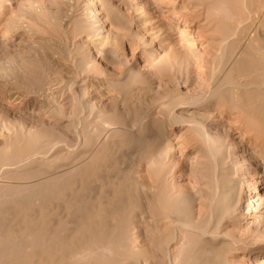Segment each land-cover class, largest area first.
Wrapping results in <instances>:
<instances>
[{
	"label": "rangeland",
	"instance_id": "obj_1",
	"mask_svg": "<svg viewBox=\"0 0 264 264\" xmlns=\"http://www.w3.org/2000/svg\"><path fill=\"white\" fill-rule=\"evenodd\" d=\"M89 1L0 0V151L7 147L13 164L16 163L0 168V192L24 187H19L20 192L13 190L11 195L0 196V233L13 232L23 240L14 245L18 244L16 249L11 251L9 247L0 256V264H22L27 259L30 264H42V254L49 255L50 264H57L53 246L59 244L64 248L72 239L69 232L76 226L81 229L80 234L87 232L85 214L92 202L82 198L83 193L74 195L75 173L68 175L66 170H60L57 174L62 179L57 180V188L47 199L41 196V186L36 185L45 179L43 173L47 170L57 172L58 167L69 164L74 150L83 154V149H88L85 144L95 128L92 123L100 116H111L127 131L109 139L103 147L106 157L92 165L89 175L99 178L95 186H103L102 195L111 193V215L120 218L122 225L126 221L138 229V247L146 255L130 264H152L155 179L150 163L154 150L149 143L150 121L144 119L145 109L153 107L154 115L165 121L167 110H162V105L168 99L161 96L164 91L199 95L214 88L210 73L217 64L222 35L230 24H234L231 41L238 40L247 26L264 41V29L255 20L260 13L253 0L246 5L242 0H223L222 5L217 0L223 9L231 10L229 21L225 13L219 12L218 16L210 10V4L216 0H126L131 9L125 6V0H108L102 12L106 13L110 5L115 8L112 16L117 23L113 27L103 24V16H92L94 8ZM175 15L181 19H173ZM182 20L191 26L184 28ZM84 24L90 27L83 30ZM103 43L114 56L112 59L99 56ZM184 51L192 53L187 68L179 65L178 52ZM142 87L150 89L152 99L147 96L138 104L133 95ZM53 111L61 116H55ZM176 112L186 118L191 112L206 115L208 133L218 143L226 144L219 157L218 177L228 187L232 181L243 184L236 218L222 217L217 231L219 245L230 248L228 264H264L258 256L264 253V120L240 106L230 111L212 108L207 112ZM85 116L92 126L83 122ZM166 129L167 147L172 149V160L178 162L170 181L176 190L195 198L193 214L198 222L208 215L210 194L203 185L213 182L211 158L201 140L187 128ZM256 137L261 140L256 142ZM93 148L91 145L89 150ZM19 158L22 160L18 161ZM131 170L135 180L127 176ZM129 180H141L145 188ZM102 181L109 182V186ZM138 202L140 207L134 208ZM86 203L88 207L79 210ZM118 206L129 208L120 211ZM62 215V232L56 233L57 219ZM180 242L173 245L175 251Z\"/></svg>",
	"mask_w": 264,
	"mask_h": 264
},
{
	"label": "bare ground",
	"instance_id": "obj_2",
	"mask_svg": "<svg viewBox=\"0 0 264 264\" xmlns=\"http://www.w3.org/2000/svg\"><path fill=\"white\" fill-rule=\"evenodd\" d=\"M216 1L210 4L213 7L210 10L215 11L217 13L216 15L219 14L218 16H220L221 13H223V15L225 13L224 16L226 17V19L228 21L231 20L232 19V14L230 13L231 10L229 11L228 9L222 8L221 5L223 4L222 2L223 0H221L222 2L220 3L221 5H219L218 3V1L220 2V0L217 1L218 4L216 3ZM248 1L250 3L252 2V0H242V3L246 5ZM253 1L255 2L254 6L257 8L255 10H257V12L260 13L259 14L260 17L259 15L258 17L255 16V20H257L259 26L264 29V0H253ZM107 2L108 0H90L89 3L91 7L94 8L91 14L92 16H103L104 19L103 24H108V26L113 27L117 23L116 22L117 20L115 21V19L112 16L113 13L116 12L114 11L115 8H112V6L110 5L106 13L102 12L104 10V5ZM124 4L128 9H131V6L128 3V1L125 0ZM192 8L194 9L195 6H193ZM194 17L193 19L192 18L191 19L194 20ZM173 19L179 21L181 18L175 15ZM182 22H184L183 23L184 28H189L191 26L189 22H186L184 20H182ZM86 24L83 25V30H86L88 29V27H90L87 26L88 24L87 25ZM233 25L230 24V26H228L224 31L222 35L223 39H221L222 42L220 43L218 49L219 52L216 58L217 64H215L216 66L212 70L210 69L211 70L210 82L215 83L214 88L209 89L205 93H201L199 95L187 94L184 92L171 93L164 91L161 96L163 98L168 99L167 102L165 101L166 104L162 105V110L164 109L167 110V116L165 121L158 119V117L154 115V112L152 111L153 107L145 109L146 112L144 113V119L150 121V124L147 125L148 126L147 131L149 132L150 135L149 143L154 150V154L152 155V159L150 163L151 166L153 167L152 174L155 179V187L151 186L153 188V199H154V200L152 199L153 200L152 208L154 210L153 211L154 214L153 216H151L153 217V221H152L153 226H151L152 239H153L152 251H151L152 254L150 255V260L152 264H228L227 257L230 253V248L227 245H219L220 241L217 237V231L219 229L220 220L222 219V217L226 216V217H231L232 219L236 218L237 210L241 202V192H242L243 184L237 181H232V185L228 187L226 186V183L223 185V183L221 182L222 178L218 177L219 169H220L219 157L223 155L226 149V144L218 143L217 139H215V137H212L208 133L206 127V115L200 112H191L190 117L186 118L178 115L176 110L196 109L197 111L199 110L201 112L202 111L207 112L212 108H218V110L230 111L240 106L245 108L246 110H250L258 117L264 120V41L259 39L256 33L252 34V30L250 29L251 26H247V28L242 30L241 36L240 38L238 37L239 38L238 40L231 41L232 39L229 38L232 37L233 31L231 29ZM234 28L236 29L239 28L238 25H236V22ZM237 31L238 30H236V32ZM184 32L186 33V31ZM102 46H103L102 47L103 51L100 53L99 56L106 59H112L114 57L112 53L108 51L107 48H104V43ZM178 53H179L178 55L181 56L179 59L180 67L189 66V63L191 62L190 55L192 53L190 55L188 52L185 51ZM134 73H136V71ZM139 73L140 72H138L137 75L141 76V74ZM215 78H219V80L215 81ZM144 79L147 83L146 76H144ZM139 89L140 90H138L136 93H134L136 90L133 92L135 94L133 95L135 103L138 104L141 103L142 102L141 99H145L147 96H149L150 98L152 97V93L148 87H142ZM150 105H152V103ZM81 109L82 108H80V111ZM93 112L94 111L91 110L90 114H93ZM53 114L55 116H61L60 112H55ZM88 118L86 117L83 120V122L91 126L92 124H94L95 128L91 130V133L88 136L89 137L88 142H86L87 144L85 143L84 144L88 145L89 147L93 145L94 148L92 150H89V147L88 149L84 148L83 150L85 151L83 154H80L79 150H76L78 152L74 150L72 155L70 156L71 161L69 164H65L58 167L57 172H52L47 170L46 172L43 173L46 181L45 179H43L44 182L41 181V183L36 185L42 187V188L41 187L38 188L39 190L42 189V194L39 190L38 191L43 198L46 199L50 198L51 192H53L52 190H55L57 188L56 187L58 185L57 180H59V178L61 177L58 176L57 173L60 170L61 171L66 170L65 174L68 175L73 173L76 174L75 178H73V183L75 185L74 195L83 193L82 198H87L88 201L92 202L91 207H89L87 213L85 212L86 213L85 218L88 219L86 224L87 225L86 228H88L86 230L87 232L85 234H80V230H81L80 228L77 229V226L74 229L72 228L71 232H69V234L71 233L72 239L66 243L64 248L60 247L59 244H55L53 246V255L55 256L54 263L130 264L132 263V261L135 260L137 261L139 256L141 257L146 255V254L143 255L145 251L142 250L140 247H138V239H139L137 236L138 229L133 224L126 221L124 225H122V221L119 220L120 218H116L115 217L116 215L114 216L111 215L110 207H109L110 199L108 198V196H112L110 195L111 193H109V195L108 193L107 194L104 193L102 195L103 186H98V185L97 187L95 186L96 179L98 180L99 178L94 175H89L91 174L90 172L92 170V165L98 162L101 158L103 159V157H106V155L103 153L105 150V149L103 150V147L107 145L109 139L113 136H116L117 134H120L121 131L126 132L127 130L120 125L119 121L116 120L117 122H115L113 121V119H110L111 116L110 118L108 117L105 118L104 116L97 117L95 118V122L92 124L91 122H89L90 119ZM166 126H170V127L181 126L187 128L189 132H192L196 137H198L201 140V142L204 144L207 150V154H209L211 158L212 169H213V182L212 184L206 183L205 185H203L206 187V190L210 194V204L208 203L209 204L208 215L206 216L205 219L199 220L198 222L194 221V214H193L195 198L185 193L183 190L182 191L176 190L171 182L173 181L174 178V171L177 170L176 168L178 166L177 164L178 162L175 163L176 161L174 162L172 160L171 157L172 149L167 147L169 141L167 138ZM15 137L16 139L19 138L17 135ZM225 139L227 140V137H225ZM258 140H261V137H256V142ZM12 148L14 147L12 146ZM25 150L26 149H24V151ZM24 151L21 152L24 154L26 152ZM86 151H88V153ZM20 159L21 158H19L18 161H20ZM18 161L17 163H19ZM103 161H105V158ZM13 163L14 160L11 158V154L8 153V148L6 147V149L1 150L0 168L3 169L4 167L16 164ZM131 172L132 170L129 171L128 173L126 172L127 176H130L129 177L130 179L132 178L133 180H135V177L132 176ZM80 174H82V177L78 176ZM119 175L121 176L120 173ZM255 178L257 177H254V179ZM60 180L58 182H60ZM141 180H136V181L129 180V181L133 185L136 186L139 185L145 188ZM109 182L106 183L103 182V183H105V186H109L108 185ZM133 182L136 184H134ZM255 186L256 184L254 183V187ZM19 187H17V189L19 190H16V187H13L14 188L13 190L20 192L22 188H24V187H20L21 188L20 190ZM112 189L113 188H111V190ZM13 190L6 189V191L4 192L1 191L0 196L3 197V196L11 195ZM130 190H132V188ZM88 203L81 205L82 208H79V210L88 207ZM120 207H121V209H119L120 211H125V210L127 211V209L129 208V206L127 207L118 206V208ZM133 207L134 208L140 207V203L139 202L137 204L134 203ZM134 208H132L131 210L132 214L134 213ZM64 217L65 216L62 215L57 219V225H56L57 227L55 231L56 233L58 231H61V229L59 228V224L64 219ZM162 227L164 231L162 230ZM65 230L66 229H64L63 231L65 232ZM44 231L46 232V230ZM12 233L9 232L6 235L0 233V247L5 249V250L4 249L0 250V256L6 254L5 251L9 249V247L10 250L12 251L13 248L16 249L18 247V244H22L23 242L22 236H16L18 234L13 235L14 233L13 234ZM4 239L6 240V243L4 242ZM57 242L59 241L57 240ZM178 242H180L181 245H179L180 248H178L177 251H175V249H173L174 248L173 245L178 244ZM16 243L18 244L14 246ZM19 250L20 249L16 250V253ZM30 253L31 255H34L32 251ZM258 256L259 258L264 259V253H261ZM39 261L42 262V264H50L49 255L42 254V256H39ZM22 264H30V262L27 259Z\"/></svg>",
	"mask_w": 264,
	"mask_h": 264
}]
</instances>
